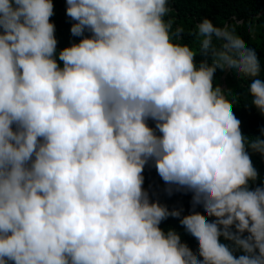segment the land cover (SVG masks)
<instances>
[{
    "label": "clouds",
    "instance_id": "clouds-1",
    "mask_svg": "<svg viewBox=\"0 0 264 264\" xmlns=\"http://www.w3.org/2000/svg\"><path fill=\"white\" fill-rule=\"evenodd\" d=\"M170 4L66 0L79 40L58 49L52 0H0V264H264V127L246 136L231 110L244 95L264 116V67L207 17L198 52L180 42ZM150 161L191 198L196 255L160 227L181 212L150 198Z\"/></svg>",
    "mask_w": 264,
    "mask_h": 264
},
{
    "label": "trees",
    "instance_id": "trees-1",
    "mask_svg": "<svg viewBox=\"0 0 264 264\" xmlns=\"http://www.w3.org/2000/svg\"><path fill=\"white\" fill-rule=\"evenodd\" d=\"M54 5L53 15L50 21L55 25V36L58 41L57 48L69 46L70 43L78 41L79 37H74L70 33V27L73 21L66 15V0H52ZM171 11L166 19L173 20V31L177 27L184 29L178 37L180 42L187 43L194 51H199L198 41L192 32L196 24L202 17L212 20L215 26L222 29L227 26V30H235L237 39L256 50L258 59L261 60L264 67V0H171ZM257 16H260L257 18ZM238 21H243L238 25ZM248 25H252V31H248ZM87 34V33H86ZM194 59L199 62L203 59L197 54ZM264 75V73H262ZM250 81L246 79H236L231 74L223 76L216 74V83L214 91L222 94L231 93L233 95L246 93L247 84ZM248 100L244 95L238 99L236 106L232 107L237 119L241 121L240 128L243 134L249 137L260 135V129L264 127V116H261L258 110L252 106H245ZM150 127H154V122L148 121ZM254 167L258 170L259 176L264 177V158L258 153H250ZM143 175L144 188L149 192L151 199H157L159 202L167 205L169 209H176L181 212V221L174 222L171 217L161 222L160 227L165 231L168 228L173 229L181 239V246L196 255L198 248L194 242L187 239L183 233L179 232L180 223L190 218L191 198H187L179 193L172 192L168 194L165 191L167 187L165 182L159 177L154 164L150 161L144 168ZM260 183L257 180L254 186ZM202 219H213L204 217L202 212H197ZM223 242V241H222Z\"/></svg>",
    "mask_w": 264,
    "mask_h": 264
}]
</instances>
